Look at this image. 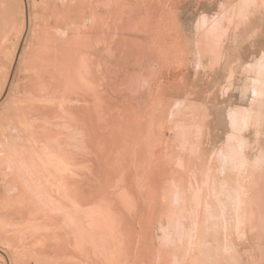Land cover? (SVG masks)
I'll return each mask as SVG.
<instances>
[{"label":"rangeland","instance_id":"obj_1","mask_svg":"<svg viewBox=\"0 0 264 264\" xmlns=\"http://www.w3.org/2000/svg\"><path fill=\"white\" fill-rule=\"evenodd\" d=\"M119 1L125 5L126 11L142 9L148 3L147 0ZM251 1L239 0L241 19L237 18L236 26L225 19L221 23L225 31L223 30L221 38H218L221 33H218V25L206 30L198 28L197 24L205 16L204 23L208 20L212 21L217 13L223 9L228 10L238 0H156L160 9V18H162L160 25L162 23V27L165 26L166 34L152 35L151 33L146 39L131 40V37L123 35L121 25H112L109 30L117 31L121 36L110 37L111 34L108 31L104 32L105 34L99 37V42L94 45L93 59H88L87 63L82 64L84 55L80 53L83 48L80 39L64 40L66 46L63 50L64 54H61L58 50L61 42L58 43L56 38H51V42L47 43L48 34L57 35L60 38V30L65 32L67 28L75 29L82 24L90 26L91 17L95 14L94 7L98 6L97 3L105 6V0H85L86 6L80 13L66 8L62 0H0V264H62L63 255L69 254L54 251L51 245L42 241L40 230L35 229V223L38 220H44L38 213L31 211L34 216L25 217L21 210L16 211L13 208L17 204L30 209L32 204L26 203L29 200L39 203L41 207L56 205L55 208H58L59 202H64L62 204L65 207L69 205L68 202L61 200L58 192H54L52 189L54 185L48 176L56 175L61 178L67 174L69 166H67L66 156L71 150L78 151L75 143L78 142L77 145H80L83 142V139L80 142V129L75 128V124L72 125L63 120L58 125L54 121L59 118L57 116L66 111L70 104L69 100L79 99V94L72 91L71 86L67 84H71L72 80L69 78L74 76L71 74L73 70L77 73V69L80 72H95L99 68L104 76L112 74L116 83L113 80L111 82L115 86L120 87L125 83L128 87L126 91L108 89L109 95L114 100L108 111H114L117 116L122 113L119 116L124 117L126 124L119 130V133L125 134L120 144L116 146L119 156L115 153L113 157L116 170H114V182L112 185L108 182L109 194L113 201L112 204H108V214L111 217L109 220L112 223L106 228L108 231L104 233L105 242L96 244L98 251L107 247L106 251L111 258L114 255L111 251H114V248H121L118 257L122 263H126L130 258L127 264H135V260H138L136 258H139V256L136 257L137 247L144 244L143 251H140L141 255L142 252L144 254L142 256L145 263L184 264L183 260L187 251L192 248V250L195 249L192 260L186 256L189 264H203V260L211 264L213 259L217 260L216 255L223 259V254L226 255L227 250L231 248V245L237 244L238 240L246 244L264 242V236L257 237L258 241L255 237L249 236V233H253L255 229H258L260 233L264 232V107L258 113L259 116L255 108L256 115L247 126L241 124L237 128L236 125L229 123L230 114L237 109L236 107L249 106L248 109L251 106L255 107L252 104V84L256 91L261 87L262 81V79L258 80V77L263 75L264 78V72L259 67V59L264 51V27L258 28L256 19L255 26H252V18H250L252 8L258 6V0ZM262 3L264 4V0ZM64 8L68 10L66 14L63 13ZM127 28L131 30L134 27L125 24L126 32L129 31ZM152 30L150 29V32ZM207 33L208 38L219 39L221 49L219 57L207 52L205 56L202 54L201 41L206 39ZM169 35L173 38L168 40L166 36ZM156 42H159V48L158 46L155 50L147 48L155 46ZM88 44L93 45V42ZM151 54H159V60H163L166 64V71L161 74L165 81L161 84L158 78L154 79L152 85L150 84L149 76H152L151 71L156 67V62L148 58ZM217 58L218 60H215ZM170 65L174 66V71L171 69V73L168 74ZM256 69H259L260 73ZM48 74L56 76H48ZM52 76H55V79L50 85ZM124 77L127 80L121 83ZM34 79L38 80L37 86L34 85ZM89 82L93 87H97L94 84L95 81ZM157 86L160 88L159 92ZM156 99L159 100L155 103ZM177 100L179 105L174 106L172 111L175 115L173 119H170L169 102L174 103ZM67 112L71 114L69 110ZM157 117L165 121V126L168 125L162 131L163 134H154L153 129L151 130L152 122ZM44 124H47L46 128L56 129L59 133L57 131L56 135L45 133ZM98 125L105 126L102 122H98ZM113 125L112 118L109 124L111 129ZM172 126L173 130H171ZM27 129L31 131V135ZM17 133L21 135L18 136ZM230 133L233 136L231 140L230 138L227 140ZM236 135L244 141L237 139ZM57 136L64 137L61 139L62 143L57 141L59 138ZM182 137L186 138L182 140ZM82 148V151H86L84 144ZM35 156L45 161L47 158L55 159L59 156L63 159L59 162L60 165L54 166L55 169L49 164L50 169L38 170L32 163ZM114 159L117 160L114 161ZM117 161L121 162L117 163ZM148 161L150 163H147ZM154 161L156 164L153 166ZM75 165L71 173L79 172ZM87 167V164L83 162V167L79 168L82 170ZM219 167L224 174L222 186L219 177L216 176ZM16 176L21 177L25 184L24 189L28 193V198L24 197V202L19 198ZM123 178L126 182H121ZM157 184H160V190L163 192V194L160 192L159 197L154 188ZM175 184H178L179 188L185 186L186 192L190 187L192 192L195 190L196 192L190 193V188L187 194L192 195L189 197L184 194V199H180V205L184 209H177L178 201L174 205L176 213H173L174 210L171 211L172 206L169 202L171 193L176 191ZM101 188H98L99 193L102 191ZM122 192L127 194L123 193V197ZM181 192L184 193L182 190ZM118 193L124 201L122 208L115 203L120 200ZM135 196L137 201L134 199ZM219 196L221 205L217 203L220 201ZM178 198L177 196V200ZM49 199L55 201L51 202ZM90 201L95 199L85 200L82 203H85L83 207L90 205L88 203ZM141 202L147 209H142L140 213ZM131 203L134 207L133 204L128 207ZM156 203L159 210L156 213H150L151 204ZM98 204L99 209L106 207L101 199L98 203H93L95 207H98ZM114 213L118 215V218ZM178 214L181 218H177ZM119 227H124L126 230ZM201 230L203 237L199 234ZM151 231L153 233H149ZM232 233H236V236ZM59 237L64 238V235ZM201 238L205 244L203 246L205 253L198 251L202 245ZM106 239L110 244L106 243ZM148 243H151V247ZM215 244L219 247L220 253L213 252ZM66 246L70 247L67 241ZM152 247L154 248L151 249ZM150 256L153 258H148ZM76 258L79 260L76 264L87 262L77 253ZM109 260L105 264H118L114 262L113 257ZM95 263L102 264L89 261V264Z\"/></svg>","mask_w":264,"mask_h":264},{"label":"bare ground","instance_id":"obj_2","mask_svg":"<svg viewBox=\"0 0 264 264\" xmlns=\"http://www.w3.org/2000/svg\"><path fill=\"white\" fill-rule=\"evenodd\" d=\"M64 1V6L68 9H70L71 11L77 13V11L80 13L83 10V7L85 8L86 3H84L85 0H62ZM251 1V0H250ZM253 1V0H252ZM251 1V2H252ZM147 4L141 9H133L130 11H126V8L124 7L125 5L122 4L119 0H109L108 2L105 0V6L101 5V4H96L98 5L97 7H94L95 9V14L93 15L92 21L90 23V26H86L85 24H82V26H79L78 28L72 29V28H67L65 32L63 31H59L60 33V38L57 35H49L47 37V43L51 42V38H56L59 42H61L60 47L58 48V50L60 51L61 54H64L63 50L65 49V42L64 40L68 39L69 40H81L83 43V48L81 49V54L84 55V57H82V64L83 62L87 63L88 59H93L92 56V52L95 49L94 45L96 43L99 42V37L101 35H104L106 31H108L111 36H121L120 33H118L117 31L112 32V30H109L110 26L118 24L121 25L122 27V33L123 35H127L128 37H131V40H138L141 38H147L149 34L152 33V35H157V34H163V33H167V31L165 30V26L162 27V23L160 25V20L162 18H160V9L157 6L156 0H147ZM254 3V2H253ZM252 4V3H251ZM263 4V3H262ZM244 5V4H243ZM143 6V5H141ZM240 3L239 0L237 3L233 4V6H231L228 10H222L221 12L217 13L215 18L212 19V21L208 20V22L204 23V19H206V16L203 17V20H201V22H199L197 24L198 28L201 29H210V27L214 26V25H218L219 29H218V33H220V35L218 36V38H221V35L223 34V32L225 31L223 28V25L221 24L225 19L232 23L234 26L236 23L237 18H240V13L239 10H241V8L239 9ZM246 6V5H245ZM245 8V7H244ZM102 10V13H101ZM68 11V10H67ZM65 10V8L63 9V13L66 14L67 12ZM78 13V14H79ZM162 13V12H161ZM166 13V12H165ZM168 14V12H167ZM83 15V14H81ZM164 15V14H163ZM243 15V14H242ZM250 15V14H249ZM165 16H163L164 18ZM202 17V16H201ZM241 19V18H240ZM168 20V19H167ZM68 21V20H67ZM125 24L127 25H131L134 28H132L131 30H128L126 32L125 29ZM164 24V23H163ZM86 26V27H85ZM85 27V28H82ZM141 29V30H139ZM150 29H153L152 32H150ZM224 30V31H223ZM130 32V33H129ZM137 32V33H135ZM64 36V37H63ZM84 37V38H83ZM106 37H108V35H106ZM167 39L169 40L170 38L172 39L173 37L171 35L166 36ZM209 37L208 38V33L206 34V39H202L201 43H202V54H204L205 56V52L210 53V54H214L216 56H218V54H220V46H219V39L214 38L211 39ZM201 40V39H200ZM93 42L92 44H88V42ZM212 42L214 44H212ZM68 43V42H67ZM200 44V43H199ZM159 48V42H156L155 46H149L147 48H152L155 50V48ZM78 47V46H77ZM73 49V48H72ZM74 50V49H73ZM85 50V51H84ZM75 51V50H74ZM77 52V50H76ZM75 52V53H76ZM79 53V52H78ZM200 53V51H199ZM74 54V53H73ZM86 54V55H85ZM159 55V54H158ZM157 54H151L148 58H151L152 60H154L156 62V67L153 68L152 72V76H149L150 79V84L152 85L154 83V79L158 78V82L161 84L165 81V78L163 75H161L162 73H165L164 71H166V64L163 63V60H159ZM208 55V54H207ZM220 56V55H219ZM218 56V57H219ZM78 60V59H77ZM76 60V61H77ZM215 60H218L215 59ZM98 62V61H97ZM62 63V62H60ZM80 63V60H79ZM101 63V62H99ZM171 63V60H170ZM201 64V63H200ZM63 67V66H61ZM97 67H99L97 65ZM259 67L263 70L264 72V53L260 56L259 59ZM70 68V67H69ZM72 68V67H71ZM171 69H173L174 71V66L170 65V67H168V74L171 73ZM75 70L72 71H68V72H72L71 74L74 75L71 79L69 78V80L71 81L70 83H67V81H65V83L69 84V86H71L72 91H75L76 93L79 94V99H75L72 98L71 100L67 99L70 101L69 106L65 109L66 111L64 113H61L60 116H57L59 118L55 119L54 121L58 124L63 122V120H66L67 122H70L69 124H75V128L80 129V133H81V138H80V142L81 139H83L82 144L80 143V145L77 143H75V146L77 147V152H73L71 150V152H68V156L67 157V166L69 172H67V174L63 175V177H58L56 175H51L48 176L50 178V182L54 185L53 186V190L54 192H58L62 201L68 202L69 205L65 207L64 202H59L58 208H55L53 206H42L37 203V202H33L30 201L29 199H27V191L24 189V185L23 184V180L21 179V177L16 176L18 181H17V189H18V194L20 195V199L24 200V197H27L26 203L28 204H32V207L26 208L25 206L20 207L19 205L16 204V206L13 208L16 211L21 210L23 213L22 215L25 217H29V216H34V213H32L31 211L38 213V215H40L41 218H43L44 220L41 221H37V223H35V229L36 230H40V235L42 237V241L46 244H49V246L51 245L52 250L54 249V251H62L65 253H69L68 256H64L62 257V264H76V262H79V260H76V253L78 256L82 257V260L87 261L86 264H89L90 262H101L102 264H105L106 261H108L109 259H111L113 257L114 262H118V264L122 263L121 259L118 257L120 252H121V248H114V251L112 250L111 252L114 253V255L111 256V258H109V255L106 251V249H100V251H98L96 248V244L99 242H105V238H104V233L105 231H108V228L110 226V223H112L109 219L111 218L110 215L108 214V204H112V200L109 194V189H108V182H110L112 185V183L114 182V165L113 164V157L114 154L117 153V155L119 154L118 152H116V146H118L121 142L122 137L125 134H121L119 133V130L122 129V126L125 125L126 120L124 119V117H120L118 112V116L116 113H114V111H108V108H111L112 105L114 103V100L111 98V96L108 93V89H116V90H127V86L125 85L124 82H126L125 80L126 77H124L120 82L124 83L123 85H121L120 87L115 86V84H113L111 81L113 80L114 83H116V79L113 78L112 74L110 75H102L100 69L98 68L95 72L93 71H87V72H80L77 69V73ZM257 72H259V69H256ZM67 72V73H68ZM260 73V72H259ZM70 74V75H71ZM51 75H55V74H48V76ZM64 75V74H63ZM56 76V75H55ZM55 76H52L53 79L50 80L51 82L49 83L50 85L52 84V81H54ZM63 77V76H62ZM64 78V77H63ZM76 78V79H75ZM37 79V78H36ZM34 79V85L38 84V80ZM65 79V78H64ZM261 87L257 88L256 91H254V95L252 98V104L255 105V107L251 106L249 109L248 108H237L235 110H233V112L230 114V120L231 123L236 125L237 128H239V126L241 124L243 125H248L250 123V121H252L254 119V116L256 115V109L257 108V116L258 113L261 112L262 108L264 107V78L263 75L258 77V80H261ZM68 80V81H69ZM89 81H95V85L97 86L96 88L93 87ZM97 81L99 83H101L100 85L97 84ZM173 84H176L175 82H172ZM37 86V85H36ZM160 88L159 86H157V91L159 92ZM5 92V91H4ZM70 93V91L68 92ZM67 93V95H68ZM132 93V92H131ZM133 94V93H132ZM26 96V95H25ZM59 96V95H58ZM61 97L63 95H60ZM65 97V96H63ZM169 97V96H168ZM66 98V97H65ZM170 98V97H169ZM64 99V98H63ZM172 99V98H171ZM60 100V98H59ZM113 100V101H112ZM157 100V99H156ZM159 100V99H158ZM155 101L156 102H158ZM63 101V100H62ZM166 101V100H165ZM61 102V100H60ZM59 102V103H60ZM163 101H161L162 103ZM160 103V102H159ZM170 103V114L171 117L170 119H173L175 112H173L172 110L174 109V106L179 105L178 100L173 102H169ZM70 105H74V107H70ZM133 105V104H132ZM65 105H63L64 107ZM126 108V107H125ZM62 109V108H60ZM157 109V108H156ZM64 110V109H63ZM70 111L71 114H68L67 111ZM120 110V109H119ZM155 110V109H154ZM167 111V110H166ZM139 112V111H138ZM137 112V113H138ZM127 113V112H126ZM139 117V116H138ZM114 119V125L113 128L111 129V127L109 126L110 124V119ZM257 119V117H256ZM103 120V121H101ZM22 121V120H21ZM131 121V120H130ZM139 121V120H138ZM137 121V122H138ZM24 122V121H22ZM98 122H102L105 126L104 127H100L98 125ZM134 122V121H133ZM136 122V123H137ZM26 123V121H25ZM129 123V122H127ZM132 124V123H130ZM165 121L160 118L157 117L153 122H152V132L154 134L156 133H162V131L168 127L165 126ZM172 124V123H171ZM28 125V124H27ZM59 125V124H58ZM133 125V124H132ZM136 125V124H135ZM29 126V125H28ZM77 126V127H76ZM31 128V126H29ZM38 127V126H37ZM47 124L43 125V129L45 131V133H50V134H55L58 132L56 129H49L50 127L46 128ZM65 127V126H64ZM74 127V126H73ZM133 127V126H132ZM137 127V125H136ZM68 128V127H67ZM130 128V127H129ZM140 128V127H139ZM178 128L180 129V127L178 126ZM11 129V128H10ZM41 129V128H40ZM41 129V130H43ZM124 129H126L124 127ZM137 129V128H136ZM135 129V130H136ZM183 129V128H182ZM26 130V129H25ZM31 130V129H30ZM40 130V131H41ZM129 130V129H128ZM140 130V129H139ZM171 130H173V126L171 127ZM175 130V128H174ZM57 131V132H56ZM78 131V130H76ZM134 131V130H133ZM138 131V130H137ZM19 132V131H18ZM27 132H29V130L27 129ZM73 132V131H72ZM79 132V131H78ZM108 132V133H106ZM140 132V131H139ZM22 133V132H21ZM24 133V132H23ZM33 133V132H32ZM59 133V132H58ZM135 133V132H134ZM137 133V132H136ZM151 132H149V134H153ZM49 134V135H50ZM163 134V133H162ZM17 135H21L20 133H17ZM31 135V133H30ZM130 136V134H128ZM23 136V135H22ZM21 136V137H22ZM61 136V135H60ZM75 136V135H74ZM154 136V135H153ZM29 139V136H27ZM59 137V136H57ZM66 137V136H65ZM127 137V136H125ZM155 137V136H154ZM160 137H162V135H160ZM165 137V136H164ZM36 138V137H35ZM60 138V137H59ZM57 139V141H61L63 138ZM77 138V137H75ZM186 138V137H185ZM66 139V138H65ZM136 139V138H135ZM153 139V138H152ZM163 139V138H162ZM36 140V139H35ZM134 140V139H133ZM148 140V139H147ZM164 140V139H163ZM183 140V139H182ZM30 141V139H29ZM37 141V140H36ZM67 141V140H66ZM185 141V140H184ZM55 142V141H54ZM153 142V141H152ZM31 143V141H30ZM66 143V142H65ZM40 144V143H39ZM42 144V143H41ZM56 144V142L54 143ZM70 144V143H69ZM85 145L86 147V151H82V145ZM33 146H35V144L32 143ZM71 145V144H70ZM124 145V144H123ZM161 145V144H160ZM49 146V145H47ZM72 146V145H71ZM151 146V145H150ZM175 146V145H174ZM36 147V146H35ZM50 147V146H49ZM61 147V146H59ZM65 148V147H64ZM68 148L71 149V147L68 146ZM75 148V147H74ZM122 148V147H121ZM151 148V147H150ZM174 148V147H173ZM172 148V149H173ZM37 149V147H36ZM40 149V148H39ZM38 149V150H39ZM56 149V148H55ZM123 149V148H122ZM37 150V152H39ZM44 150V149H43ZM67 150V149H66ZM64 150V151H66ZM82 151V152H81ZM61 152V151H59ZM124 152V151H123ZM126 152V151H125ZM133 152V150H132ZM152 152V151H151ZM149 152V153H151ZM154 152V151H153ZM65 153V152H64ZM131 153V152H130ZM41 154V153H40ZM36 155H38L36 153ZM123 155V154H122ZM126 155V154H125ZM119 156V155H118ZM130 156V155H128ZM132 156V155H131ZM151 156V154H150ZM156 156V155H155ZM164 156V155H163ZM61 157V156H59ZM47 158L46 161L44 159H42L41 157L35 156L33 157V161L32 162L34 164L33 167H35L38 170H41L43 168L46 169H50L51 167L49 166L52 165L53 168L56 165H60L59 162H61V160L63 159L61 158ZM115 157H117L115 155ZM152 157V156H151ZM21 158V157H20ZM22 158L24 159V157L22 156ZM35 158H37L38 160H36ZM45 158V157H44ZM86 158H89V160H86ZM29 159V158H28ZM122 159L123 156H122ZM132 159H134V157H132ZM131 159V160H132ZM164 160V158H162ZM26 160V159H24ZM117 159H114V161ZM120 160V159H118ZM159 160V159H158ZM156 161V160H155ZM154 161V164H156ZM173 161V160H172ZM83 162L84 164H87V168L86 172L85 169H80L79 167H83ZM119 161H117L118 163ZM121 162V161H120ZM119 162V163H120ZM160 162V161H159ZM79 163V165L77 164ZM147 163H150V161H148ZM158 163V162H157ZM32 164V165H33ZM77 166H76V165ZM131 164V163H130ZM152 164V163H151ZM167 164V163H166ZM73 165H75V168L78 167V171H76L75 173H71L72 170L74 169ZM118 165V164H117ZM116 165V166H117ZM120 165V164H119ZM147 165V164H146ZM44 166V167H43ZM62 166V165H61ZM156 166V165H155ZM59 167V166H58ZM60 168V167H59ZM73 168V169H72ZM155 168V167H154ZM159 168H160V163H159ZM158 168V169H159ZM45 169V170H46ZM55 169V168H54ZM118 169V168H117ZM157 169V171H158ZM219 176L222 177V179L219 177V182L220 185L222 186V184H224V179L223 176L224 174L222 173V168L219 167ZM63 170V169H62ZM61 170V171H62ZM77 170V169H75ZM81 170V171H80ZM147 170V169H146ZM153 170V169H152ZM51 171V170H50ZM116 171V170H115ZM139 171V170H138ZM156 171V172H157ZM38 172V171H36ZM44 172V170H43ZM60 172V171H59ZM63 172V171H62ZM149 172V171H148ZM151 172V171H150ZM113 173V174H112ZM131 173V172H130ZM141 173V172H140ZM226 173V172H225ZM124 174V173H122ZM147 174V173H146ZM125 175V174H124ZM148 175V174H147ZM154 175V174H153ZM156 175V173H155ZM146 176V175H145ZM125 177V176H124ZM47 178V179H49ZM148 178V177H147ZM150 178V176H149ZM153 178V177H152ZM124 179V178H123ZM125 181V179L123 180ZM154 179V178H153ZM46 181V180H45ZM73 182V183H71ZM126 182V181H125ZM150 182V179H149ZM62 183V185H61ZM116 183V182H115ZM130 183V182H128ZM132 183V182H131ZM121 184V183H120ZM123 184V183H122ZM127 184V183H126ZM133 184V183H132ZM152 184V183H151ZM99 185V186H98ZM160 185V184H159ZM158 184L156 185V194L157 197H159V195L163 194V192L160 190V186ZM176 186H174V188H176V191L174 190L171 193V201L170 206H172V212L174 210L173 213H176V208H175V204H177L178 202V207L177 209H184L181 207L180 205V201L182 199H184V194L188 195L187 192L190 191L191 188V192L190 193H194L196 192V190L194 192H192V187H190L187 192L185 191L187 188H185V186H183L184 188H181V190L184 192L182 193L178 184H175ZM98 186V187H97ZM135 186V185H134ZM151 186V185H150ZM190 186V185H189ZM192 186V185H191ZM220 186V187H221ZM102 187V188H101ZM118 187V186H117ZM27 188V187H26ZM30 188V187H29ZM101 188L102 191H100L99 193V189ZM100 189V190H101ZM123 190V189H122ZM152 190V189H151ZM107 191V193H106ZM127 191V190H126ZM128 192V191H127ZM153 192V191H152ZM161 192V194H160ZM52 193V192H51ZM124 192H122L123 194ZM126 193V192H125ZM124 193V194H125ZM40 194V193H39ZM100 194V195H99ZM123 194V197H124ZM127 194V193H126ZM55 195V194H54ZM192 195V194H191ZM190 195V196H191ZM49 196V195H48ZM47 196V197H48ZM117 196L120 198V200L118 201H114L116 204H119V206L121 207L122 205H124V201L123 199H121V194H117ZM177 196L179 197L177 200ZM189 196V195H188ZM189 196V197H190ZM221 196V194H220ZM219 196V198H220ZM50 197V196H49ZM129 197V196H128ZM161 197V196H160ZM186 197V196H185ZM94 198L95 201H90L88 203H90V205H88L87 207H83L82 204L85 200H89V199ZM130 198V197H129ZM136 198V196L134 197V199ZM182 198V199H181ZM100 199L102 200V203L104 202V204L106 205L105 208L101 207L98 204V207H95L93 205V203H98V201H100ZM137 199V198H136ZM135 199V200H136ZM156 198H154L155 200ZM181 199V200H180ZM189 199V198H188ZM205 199V198H204ZM51 202L55 201L54 199H49ZM57 200V199H56ZM38 201V200H37ZM137 201V200H136ZM134 201V202H136ZM159 201V199H158ZM30 202V203H29ZM133 202V203H134ZM55 203V202H54ZM130 203V201H129ZM182 203H184L182 201ZM181 203V204H182ZM206 203V202H205ZM38 204V205H37ZM64 206H62V205ZM127 204V203H126ZM207 204V203H206ZM205 204V206H206ZM115 205V204H114ZM156 205V204H155ZM154 205V206H155ZM163 205V204H162ZM183 206H185L184 204H182ZM221 205V204H220ZM127 206V205H126ZM125 206V207H126ZM110 207V205H109ZM123 207V206H122ZM121 207V208H122ZM128 207H131V204H128ZM134 207V204H133ZM221 207V206H219ZM162 208V207H161ZM116 209H120L118 207H116ZM130 209V208H129ZM159 209V206H158ZM110 210V209H109ZM115 210V209H114ZM123 210V209H122ZM127 210V209H126ZM151 210V209H150ZM157 210V209H156ZM162 210V209H161ZM116 211V210H115ZM136 211V210H135ZM202 211V210H201ZM219 211V210H218ZM217 211V212H218ZM111 212V211H110ZM124 212V211H123ZM155 212V211H154ZM179 212V211H178ZM220 212V211H219ZM218 212V213H219ZM90 213V214H88ZM141 213V211H140ZM183 213V212H180ZM179 213V214H180ZM92 214V215H91ZM116 214V213H114ZM113 214V215H114ZM125 214V213H124ZM178 214V217L179 216ZM117 215V214H116ZM115 215V217H116ZM156 215V214H154ZM124 216V215H122ZM129 216V215H128ZM121 217V216H120ZM153 217V216H152ZM114 218V217H113ZM118 218V215H117ZM123 218V217H122ZM138 218V217H136ZM181 218V217H180ZM185 218V217H184ZM23 219V217H22ZM169 219V218H168ZM119 220V219H118ZM184 220V219H183ZM138 221V220H137ZM120 222V221H119ZM202 222V221H201ZM114 223V222H113ZM127 223V222H126ZM150 223V222H149ZM24 224V223H23ZM30 223L28 222V225ZM116 224V223H115ZM130 224V223H129ZM132 224V223H131ZM152 224V223H151ZM21 224H19L20 226ZM114 225V224H113ZM120 225V224H119ZM123 225V224H122ZM126 225V224H125ZM128 225V223H127ZM136 225V224H135ZM150 225V224H149ZM202 225V224H201ZM33 226V225H32ZM29 227H31L29 225ZM34 227V226H33ZM32 227V228H33ZM115 227V226H114ZM151 227V226H150ZM182 227V226H181ZM22 228V227H21ZM116 228V227H115ZM122 228V227H119ZM118 228V229H119ZM19 229V228H18ZM111 228H109L110 230ZM125 229L126 228H122ZM128 229V228H127ZM130 229V228H129ZM23 230V229H22ZM25 230V229H24ZM152 230V229H151ZM21 231V230H20ZM220 230H218L219 232ZM30 232V231H29ZM136 232V231H135ZM139 232V231H138ZM200 232V231H199ZM125 233V231H124ZM131 233V231L129 232ZM149 233H153L152 231ZM186 233V232H185ZM220 233V232H219ZM116 234V233H115ZM127 234V233H125ZM137 234V232H136ZM139 234V233H138ZM147 234V233H146ZM201 234V237H203V233L202 230L199 233ZM199 234H196L199 236ZM61 235H64L63 237H59ZM102 235V236H100ZM124 235V234H122ZM129 235V234H128ZM149 235V234H148ZM194 235V234H193ZM135 236V233H134ZM125 237V235H124ZM123 237V238H124ZM136 237V236H135ZM111 238V237H110ZM122 238V239H123ZM130 238V237H129ZM139 238V237H138ZM200 238V237H198ZM118 240V238H116ZM126 239V238H125ZM124 239V240H125ZM219 239V237H218ZM123 240V241H124ZM146 240V239H145ZM66 241L70 243V247L66 246ZM106 243H109V240L106 239ZM131 243V242H130ZM154 243V242H153ZM152 243V245H154ZM110 244V243H109ZM141 244V243H140ZM149 246L151 247V243H148ZM147 244V245H148ZM201 244L199 247L198 251H202L203 253H205V247H203L205 244L203 242V239L201 238ZM105 245V244H104ZM132 245V243H131ZM135 245V244H134ZM142 245V244H141ZM116 246V245H115ZM138 245V250L136 252V257L139 256V258H136L138 260H135L136 262H134L135 264H147L144 261V255L142 252L141 255V251H143V246ZM148 247V246H147ZM146 247V248H147ZM202 247V248H201ZM154 247H152L151 249H153ZM148 249V248H147ZM146 249V251H148ZM156 249V248H155ZM158 249V248H157ZM194 250H192V248H189V250L187 251L186 256L189 257V259L191 260V258L193 257L194 254ZM49 251V250H47ZM46 251V252H47ZM131 251V250H130ZM192 251V252H191ZM50 252V251H49ZM145 252V251H144ZM160 252V251H159ZM130 253V252H129ZM133 253V252H132ZM139 253V254H138ZM149 253V252H148ZM147 253V256H148ZM153 254V253H152ZM146 255V254H145ZM155 255V253H154ZM153 255V256H154ZM197 255V254H196ZM224 255V254H223ZM60 256V255H57ZM146 256V258H147ZM184 258L183 263L184 264H189V260H187V258ZM129 257H131V255H129ZM178 257V256H177ZM134 258V257H133ZM148 258H151L148 257ZM153 258V257H152ZM151 258V259H152ZM204 258V257H203ZM130 259V258H128ZM128 259L126 263H122V264H127L128 263ZM183 259V258H182ZM81 260V261H82ZM132 260V259H131ZM146 260V259H145ZM187 260V261H185ZM45 261V260H43ZM47 261V260H46ZM54 261V260H53ZM110 261V260H109ZM120 261V262H119ZM154 261V260H152ZM130 262V261H129ZM150 262V260H149ZM159 262V261H158ZM179 262V261H178ZM56 263V262H55ZM82 263V262H81ZM108 263V262H107ZM111 263V261H110ZM108 263V264H110ZM53 264V263H52ZM96 264V263H95ZM100 264V263H99ZM130 264V263H129ZM150 264V263H149Z\"/></svg>","mask_w":264,"mask_h":264},{"label":"crops","instance_id":"obj_3","mask_svg":"<svg viewBox=\"0 0 264 264\" xmlns=\"http://www.w3.org/2000/svg\"><path fill=\"white\" fill-rule=\"evenodd\" d=\"M257 5L258 6H253L252 16L250 18H252L251 19L252 20V26H255L254 24H255V19H256V22H257L256 25L258 28H260V27H264V4H262V0H258ZM258 38H259V36H258ZM262 53H264V51H262ZM253 95H254V89H253V84H252V97H253ZM248 107L249 106H247V107L244 106V108H248ZM236 108H243V107H236ZM229 111H228V115H229ZM229 121H230L229 123H231L230 118H229ZM186 134H188V133H186ZM186 134H183V135L186 136ZM232 136H233L232 133L228 134L227 140H228V138H230V140H231ZM235 137L237 139H241V141H244L239 135H236ZM184 138L185 137H182V139H184ZM216 176L220 177L218 174ZM219 200L220 201H217V203L222 204L221 197L219 198ZM141 203L142 204L140 207V211L142 209H147V208H144L143 202H141ZM132 204L133 203H131V206H132ZM138 204H139V202H138ZM154 205L155 204H151L150 213H156L159 210L157 203L155 206ZM230 231H232V230H230ZM232 234L236 236V233L235 234L232 233ZM249 236L255 237L258 241L259 238H257V237H259V236L263 237L264 232L260 233L258 229H255V230H253V233H249ZM214 248H215V249H213L214 253H220L221 252L219 250V247H217L216 244L214 245ZM216 256H217V260L213 259L211 264H264V242H261V244L259 242L254 243V244H246L242 240H240V241L238 240V243L231 245V248H229L227 250V254L223 255V259H220V257H218V255H216ZM191 260H192V258H191ZM203 261H204L203 264H207L205 262L206 260H203Z\"/></svg>","mask_w":264,"mask_h":264}]
</instances>
